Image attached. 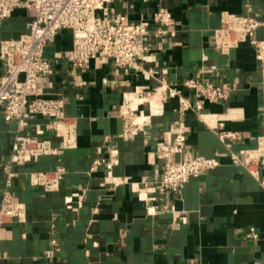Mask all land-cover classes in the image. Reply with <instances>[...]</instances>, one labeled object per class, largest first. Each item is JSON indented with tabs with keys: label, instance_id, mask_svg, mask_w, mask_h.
I'll return each mask as SVG.
<instances>
[{
	"label": "crops",
	"instance_id": "1",
	"mask_svg": "<svg viewBox=\"0 0 264 264\" xmlns=\"http://www.w3.org/2000/svg\"><path fill=\"white\" fill-rule=\"evenodd\" d=\"M113 16L147 27L144 60L132 67L113 61L94 62L84 73L86 85L73 86L67 51L71 30H61L46 56L54 73L44 78L47 95L60 94L71 118L73 146L63 148L56 122L33 117L26 126L7 122L0 108V203L6 190L4 165L11 162L16 136L51 141L57 154L13 165V204L23 208L24 221L0 229V264H264V190L242 166L232 162L220 141L221 130L238 134L231 150L255 148L264 136V50L250 42L222 52L215 32L222 15H250L264 21V0H113ZM169 11L173 26L158 34L154 14ZM34 13L16 9L0 23V41L19 38ZM264 41V27L257 32ZM6 67L0 58V81ZM208 81L228 88L219 102L205 101L200 112L181 114L170 97L163 113L149 117L131 139L121 137L120 109L129 94L138 97L167 86L180 89L187 80ZM184 121L190 156L217 157L220 165L191 179L182 191L161 190L163 162L156 145L177 121ZM101 164L91 171L95 161ZM66 169L58 190L34 185L31 174ZM251 228L258 238L248 236ZM60 244L53 256L52 240Z\"/></svg>",
	"mask_w": 264,
	"mask_h": 264
},
{
	"label": "built area",
	"instance_id": "2",
	"mask_svg": "<svg viewBox=\"0 0 264 264\" xmlns=\"http://www.w3.org/2000/svg\"><path fill=\"white\" fill-rule=\"evenodd\" d=\"M113 0H0V23L12 13L23 8L34 13L27 24V31L19 38L0 41V58L6 67V76L0 81V108L7 122L16 121L26 126L33 117H43L56 122L57 131L62 133L63 148L73 144L72 129L74 124L65 112V101L58 94L47 95L43 80L53 75L54 67L46 56L59 32L71 30L73 43L67 51V58L73 75L72 84L76 88L85 86L84 79L94 62L113 61L119 67H132L137 60H144L148 48L145 44L147 27L142 23L127 22L124 17L113 16ZM159 24L158 34L166 35L173 26L169 11L160 9L154 14ZM264 27L260 21L250 15L224 13L222 25L215 32V46L224 53L236 48L242 42H250L255 48L264 50V41L257 37V32ZM192 90L195 100L184 96L176 87L167 86L162 93L160 103L153 108L149 101L158 91L139 94L137 98L129 94L120 109L124 119L121 137L131 139L138 134L151 115L163 113V103L170 97L179 100L178 111L184 114L188 110L200 112L205 101L219 102L230 95L228 88H221L208 81L193 79L184 82ZM137 101V102H136ZM148 103V114L139 110V104ZM134 105V106H133ZM18 135L15 138L11 162L3 166L6 173V190L0 203V229L13 220L24 221L23 208L13 204L12 181L16 173L13 165H24L36 161L43 155L58 153L49 140L39 136ZM220 141L226 146L234 164L242 166L252 175L264 190V136L257 138L255 148H243L238 153L231 150L229 141L240 140L236 133L221 130ZM157 157L163 162V172L159 181L161 190L182 191L188 182L202 173L214 170L220 165L215 157L190 156L186 149L185 124L180 120L166 132V138L156 145ZM101 162L95 161L91 171ZM66 169L58 166L51 171H36L31 174L34 185L45 191L58 190ZM248 236L257 239L258 233L251 228ZM60 250L56 239L47 250V256H53Z\"/></svg>",
	"mask_w": 264,
	"mask_h": 264
},
{
	"label": "bare ground",
	"instance_id": "3",
	"mask_svg": "<svg viewBox=\"0 0 264 264\" xmlns=\"http://www.w3.org/2000/svg\"><path fill=\"white\" fill-rule=\"evenodd\" d=\"M135 98H137L136 96H134ZM153 106V108H155L157 106V95H154L150 100H149ZM137 102V101H136ZM134 106V105H133Z\"/></svg>",
	"mask_w": 264,
	"mask_h": 264
}]
</instances>
